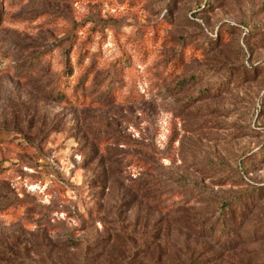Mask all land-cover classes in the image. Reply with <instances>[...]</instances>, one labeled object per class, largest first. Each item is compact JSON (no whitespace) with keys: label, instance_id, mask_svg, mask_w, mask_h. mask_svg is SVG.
Returning a JSON list of instances; mask_svg holds the SVG:
<instances>
[{"label":"rangeland","instance_id":"374dc122","mask_svg":"<svg viewBox=\"0 0 264 264\" xmlns=\"http://www.w3.org/2000/svg\"><path fill=\"white\" fill-rule=\"evenodd\" d=\"M0 11V258L264 264V0Z\"/></svg>","mask_w":264,"mask_h":264},{"label":"trees","instance_id":"16d2710c","mask_svg":"<svg viewBox=\"0 0 264 264\" xmlns=\"http://www.w3.org/2000/svg\"><path fill=\"white\" fill-rule=\"evenodd\" d=\"M1 16H2V14L0 11V19H1ZM123 61L125 62L126 59L124 58ZM222 205L224 208H226L228 206V201L223 200ZM17 246H19V248H20L22 245L20 243H17V244L8 243L4 246V252L6 253V256H3L0 258V264H16L15 261H18V259L20 257V255H17V251H16Z\"/></svg>","mask_w":264,"mask_h":264}]
</instances>
